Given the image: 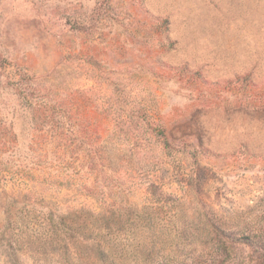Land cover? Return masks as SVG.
<instances>
[{
	"label": "rangeland",
	"instance_id": "1",
	"mask_svg": "<svg viewBox=\"0 0 264 264\" xmlns=\"http://www.w3.org/2000/svg\"><path fill=\"white\" fill-rule=\"evenodd\" d=\"M116 209L121 264H264V0H0V264Z\"/></svg>",
	"mask_w": 264,
	"mask_h": 264
},
{
	"label": "trees",
	"instance_id": "2",
	"mask_svg": "<svg viewBox=\"0 0 264 264\" xmlns=\"http://www.w3.org/2000/svg\"><path fill=\"white\" fill-rule=\"evenodd\" d=\"M124 213V210L117 209L110 210L107 215L86 210L74 211L45 223L46 231L42 234L26 231V238L36 246H42L47 238L51 243L54 237L60 247L57 252L60 264H121L125 256L127 258L131 254L135 257L138 254L136 250L121 245L113 234V231H122L120 224Z\"/></svg>",
	"mask_w": 264,
	"mask_h": 264
}]
</instances>
